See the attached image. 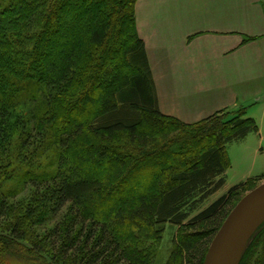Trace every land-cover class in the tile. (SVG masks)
<instances>
[{"label": "trees", "instance_id": "trees-1", "mask_svg": "<svg viewBox=\"0 0 264 264\" xmlns=\"http://www.w3.org/2000/svg\"><path fill=\"white\" fill-rule=\"evenodd\" d=\"M137 2L0 0V151L23 125L28 154L17 155L22 164L12 175L0 165V221L8 233L0 264L21 254L29 235L25 255L49 246L46 264H156L168 224L180 230L172 264H204L241 193L257 180L205 207L226 184L228 145L258 132V124L244 108L194 125L161 113L136 29ZM24 100L36 107L32 129L22 115L11 119ZM51 151L53 170L38 172L33 160ZM27 186L29 204L11 216L17 211L9 200ZM48 221L53 233L32 234ZM251 261L245 253L240 264Z\"/></svg>", "mask_w": 264, "mask_h": 264}, {"label": "crops", "instance_id": "crops-1", "mask_svg": "<svg viewBox=\"0 0 264 264\" xmlns=\"http://www.w3.org/2000/svg\"><path fill=\"white\" fill-rule=\"evenodd\" d=\"M136 29L163 115L195 124L244 108L259 130L231 144L256 135L263 152L264 0H140Z\"/></svg>", "mask_w": 264, "mask_h": 264}, {"label": "rangeland", "instance_id": "rangeland-1", "mask_svg": "<svg viewBox=\"0 0 264 264\" xmlns=\"http://www.w3.org/2000/svg\"><path fill=\"white\" fill-rule=\"evenodd\" d=\"M71 13L74 14L75 12H72V11L68 12V14H71ZM72 24H73V21H69V26H71ZM64 48L65 47L62 46V47H57L56 49H54L52 53L53 54L52 57L54 59H58L60 51ZM34 108L36 107L34 106L33 103H31V101L24 100L22 104L18 106L17 110L13 113L11 119L15 120L18 115H22L24 119L22 123L26 125L27 127H29L28 129H32L34 122L32 121L31 117L34 114L33 112ZM30 110H31V113H30ZM237 111H239V109L229 110L228 112L233 116L234 114L237 113ZM179 121L185 125H194V124H186L182 122L181 120ZM22 127L23 125L19 127L17 126L12 131V134L9 137L10 143H6L5 145H3L2 150L0 151V158H4V160L6 159L5 161L4 160L0 161L1 170H6L4 172H9V175L10 173L11 175L13 174V170L16 168L17 163H21L20 159L17 158V155L22 158L23 154H27V152L24 153L25 151L21 150L22 133L20 131L23 130ZM120 138H119L120 139L119 142L125 143V137L121 136ZM259 145H260L259 138L256 135H251V137L248 138V140H246L245 142L234 143L228 147V155H229L230 162H231V167L228 169V173H227V185L229 188H224L223 190L219 191L217 194L212 196L206 202L205 207L211 205L213 202L218 200L220 197L226 195L234 185L240 182L246 181L251 176L254 177L264 172V144H263V152L257 155V152L259 150ZM33 153L34 152L32 150L29 152V154L31 155ZM53 154H54V151H51V152L46 153L41 159L39 158L34 159L33 161L36 162L35 169H37L38 172H41L43 174L52 171L53 170L52 166L54 164ZM7 159H10V162L13 165H8ZM92 168H90L89 171L92 173H96V171ZM9 175H8V178H9ZM8 182H12V181H8ZM263 183H264V178H257L256 181H253L247 188L243 190V192L241 193L242 195L239 197V199L244 198L248 193L253 191L255 188L259 187ZM139 186L143 187V185H140V184ZM20 190L21 191L19 192L16 198H11L9 200L12 203L11 209L17 211L16 213L13 212L11 216H15V217L16 215L19 216L21 214V208L23 206L25 208L29 204V199L31 196L32 188L30 186H27ZM18 211H19V214H17ZM197 214H198V211L193 213L191 218H193ZM3 222H4L3 220L0 221V238H5L8 235L6 229L4 228ZM47 223H48L47 225L35 226L34 228L32 227L33 230L31 229L30 231H32V234H37L36 231H38L40 236L42 237L45 233L48 234L49 232H51L54 226V223H52L51 221H48ZM25 224H27V221H25ZM27 225L29 226V224ZM179 231L180 230L177 227L171 226L169 224L166 226L165 232L163 234L162 242L159 245V252H158L156 264H172L173 259H174L173 250L175 247L174 240L176 236L178 235ZM29 237H30L29 241L25 243H19L18 251L21 252V254L16 253L15 258L13 257L7 261L9 264H46V261H49L50 254H52V251H51V248L47 246L48 244L46 245L47 247H45V253L43 252L41 255L33 254L32 252H31L32 256L29 258L25 255L26 253H24V251H26V245H28L31 241V236L29 235ZM245 253H247V256L251 255V259H252L251 264H264V223L259 227V229L255 232V234L252 236L250 241L247 243L242 257L244 256ZM242 257H241V260H242Z\"/></svg>", "mask_w": 264, "mask_h": 264}, {"label": "water", "instance_id": "water-1", "mask_svg": "<svg viewBox=\"0 0 264 264\" xmlns=\"http://www.w3.org/2000/svg\"><path fill=\"white\" fill-rule=\"evenodd\" d=\"M264 223V183L242 198L212 240L204 264H239L247 243Z\"/></svg>", "mask_w": 264, "mask_h": 264}]
</instances>
